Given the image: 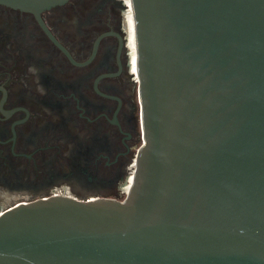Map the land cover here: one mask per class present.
Instances as JSON below:
<instances>
[{
  "label": "water",
  "instance_id": "obj_1",
  "mask_svg": "<svg viewBox=\"0 0 264 264\" xmlns=\"http://www.w3.org/2000/svg\"><path fill=\"white\" fill-rule=\"evenodd\" d=\"M70 0H0L41 14ZM146 146L127 203L0 215V264H264V0H132Z\"/></svg>",
  "mask_w": 264,
  "mask_h": 264
},
{
  "label": "flooded vegetation",
  "instance_id": "obj_2",
  "mask_svg": "<svg viewBox=\"0 0 264 264\" xmlns=\"http://www.w3.org/2000/svg\"><path fill=\"white\" fill-rule=\"evenodd\" d=\"M131 14L129 0H70L41 23L0 5V215L130 200L146 146Z\"/></svg>",
  "mask_w": 264,
  "mask_h": 264
},
{
  "label": "bare ground",
  "instance_id": "obj_3",
  "mask_svg": "<svg viewBox=\"0 0 264 264\" xmlns=\"http://www.w3.org/2000/svg\"><path fill=\"white\" fill-rule=\"evenodd\" d=\"M130 1V4H131V7H132V0H129ZM131 21H132V23H133V28H134V32H136V28H135V20H134V13H133V9H132V14H131ZM135 35H136V33H135ZM135 45H137V39H136V42H135ZM135 75H136V77H138L139 78V69H138V53H137V48L135 49ZM130 181H131V183H133L134 182V177H132L131 179H130ZM132 185V184H131ZM3 213L4 212H2V214L1 215H3Z\"/></svg>",
  "mask_w": 264,
  "mask_h": 264
},
{
  "label": "built area",
  "instance_id": "obj_4",
  "mask_svg": "<svg viewBox=\"0 0 264 264\" xmlns=\"http://www.w3.org/2000/svg\"><path fill=\"white\" fill-rule=\"evenodd\" d=\"M143 134H144V132H143ZM145 142H146V141L144 140V144H146Z\"/></svg>",
  "mask_w": 264,
  "mask_h": 264
},
{
  "label": "rangeland",
  "instance_id": "obj_5",
  "mask_svg": "<svg viewBox=\"0 0 264 264\" xmlns=\"http://www.w3.org/2000/svg\"><path fill=\"white\" fill-rule=\"evenodd\" d=\"M10 206H13V205H10ZM10 206H9V207H10Z\"/></svg>",
  "mask_w": 264,
  "mask_h": 264
}]
</instances>
